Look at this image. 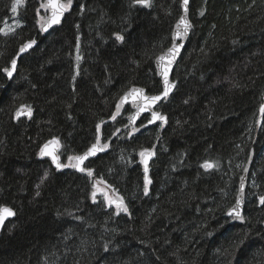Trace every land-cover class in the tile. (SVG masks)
<instances>
[{
  "label": "trees",
  "instance_id": "1",
  "mask_svg": "<svg viewBox=\"0 0 264 264\" xmlns=\"http://www.w3.org/2000/svg\"><path fill=\"white\" fill-rule=\"evenodd\" d=\"M44 1L23 0L22 25L5 35L15 0H0V209L15 213L0 264H264V0H191L178 87L157 109L167 126L123 131L87 163L94 179L40 152L56 140L67 165L126 126L132 109L116 110L127 90L161 93L154 62L171 46L182 0H71L47 36ZM31 41L10 81L4 70ZM23 108L30 120L16 118ZM252 149L242 225L226 214ZM95 181L128 211L94 200Z\"/></svg>",
  "mask_w": 264,
  "mask_h": 264
},
{
  "label": "water",
  "instance_id": "2",
  "mask_svg": "<svg viewBox=\"0 0 264 264\" xmlns=\"http://www.w3.org/2000/svg\"><path fill=\"white\" fill-rule=\"evenodd\" d=\"M48 2H49V0H46L44 2V9L48 11L49 15H48V18L45 19L42 22L43 25H41V32H42V34L44 36L49 35L53 29L61 27L63 25V22L65 20L66 15H67V13L69 11L68 7L65 5L63 0H57V3L59 5H64L65 7H64V10L62 11V14L60 15V22L59 23H52L49 26L48 22L52 19L53 9L50 6H47ZM190 3H191V0H188L187 5H185L184 4V0H182V3H181L182 14H181V17L179 18V20L174 25L173 30H172V35H171L172 45L163 54L159 55L156 58L155 62H154V66H155V69H156L157 77L162 83V92H163V89L165 87L164 76H163V73H164L165 70H167L168 82L170 84H174L175 87L171 89V91L169 92L167 97L162 98L161 100L156 101V102H153L151 100V97L159 96V95L162 94V92L160 94H157V95H150V94L147 93V91L145 89H143L141 87H133V88L129 89L122 96L121 101L119 103L118 110H117V112L119 113L123 108H125L127 106H130L132 111H133V113L128 117V125L126 127H124L122 130H126L128 128H133L134 129L136 124L138 122H140L144 118V116H146V115H150L149 121L143 127L139 128V129H136L137 132H141V131H143L145 129H148L150 127L156 126L158 124H161V125H164V126H166L168 124V117L166 115H163L161 112H158L156 110V108L163 101H168L170 99V97L173 95V93L175 92L176 88H177V81L173 80L174 71H175V68L178 65V63H179V61H180V59L182 57V54H183V52L185 50V47H186V45H187V43L189 41L192 29H193V25H192L191 20H190ZM182 18L186 19V21L191 25V27L189 28V30L187 32V35H181L178 38L177 35H176V33L178 31L177 25L180 23ZM44 27H47V31L44 30ZM181 28H183V25H181ZM117 36H120V35H117ZM117 36H116V39H117ZM118 41L120 43L123 42V40L122 41L118 40ZM27 44H29V43H27ZM27 44H25V45H27ZM36 45H37V43L35 42L34 44L31 45V47L25 48L24 51L20 50L17 58L15 59L16 60V68H15V70L12 72L11 77H9L8 74H7V76L10 79H12L13 76L15 75V73H16L19 58H21L24 55H26L29 52H31L36 47ZM24 46L22 48H24ZM161 57H163V59H161ZM169 61H171V63H169ZM132 89L142 90V92L135 93L134 94L135 98L133 97V95H129L128 96V100L122 103L123 97L128 95L132 91ZM28 111L29 110H25V109L20 110L19 111L20 115L17 116V117L18 118H24V117L31 118L32 114L29 117V115L27 114ZM153 113L157 114V118H155V119L153 118ZM160 116H163L166 119L165 120H161V119L158 118ZM121 131H119L117 133V135L120 134ZM111 142L112 141H109L108 143H104V144L99 142L97 144V149L98 150L96 151L95 155L88 156V158L86 160H84L80 164V167H83L84 169H86V171H83V172L80 171L78 167L73 166V165H75L77 163V161L74 160V159L70 160L67 165H63L62 167L57 168V166H56L57 162L61 164V162H60V147H59V144L47 143L49 145V147L46 150L47 152L52 153L55 156H57L58 157L57 161L54 162L52 160V158H51V155H41L40 154V156H41L42 159H49L52 162L53 166L56 169H58L59 171H61L63 169H65V170L72 169V170H74V171H76L78 173H82V174L88 175V172H87L88 169L85 167L86 164L89 161H91V160H93L95 158H98L99 156L104 154L107 151V149H108L109 145L111 144ZM101 148H102V150H100ZM83 154L76 155L74 157L81 156ZM152 157H153V154L151 156H149L147 154V152L145 153V156L142 157V163H143L144 169H145L144 161L147 160V168H149V164H150V161L152 160ZM253 158H254V151H252L250 160H249V162H248V164H247V166H246V168L244 170V173H243V175H242V177L240 179V183H239V186H238V192H237L235 204L227 212V216L229 218L233 219V223H238V224H242V225L245 224L244 211H245V207H246V191H247V187H248L249 174H250ZM88 176H90L92 178L94 175L92 173V175H88ZM146 177H147V181H148V170H147V173H146ZM238 203H239V213H240V217H242V219L237 217L235 215V213L233 215H231V216L228 215V213L230 211H232L234 208L237 207ZM13 218H14V215L5 217V219L3 221V224H0V236H1L2 230H3L4 226L6 225V223L9 220L13 219ZM263 226H264V224H263Z\"/></svg>",
  "mask_w": 264,
  "mask_h": 264
},
{
  "label": "snow or ice",
  "instance_id": "3",
  "mask_svg": "<svg viewBox=\"0 0 264 264\" xmlns=\"http://www.w3.org/2000/svg\"><path fill=\"white\" fill-rule=\"evenodd\" d=\"M70 2H71V0H69V3ZM136 2L137 3H140V4H143L145 6H148V4L150 3V0H136ZM187 3H188V0H184V4L187 5ZM22 4H23V0H15V2L12 4L11 11L13 13H17L18 7H20ZM47 6H50L53 9L52 19L48 22V25L50 26V24H52V23H59L60 22V15L62 14V11L64 10V7L65 6L64 5H59L57 3V0H49ZM201 14H203V13H201ZM181 25H183V28H181ZM190 27H191V25L186 21V19H183L182 18L181 21H180V23L177 25V29H178V31L176 33L177 37L179 38L181 35H187V32H188V30H189ZM44 30L47 31V27H44ZM5 34H7V33H5ZM117 39L120 40V41H122L123 40V37L122 36H117ZM34 43H35V41L29 42V44L25 45L24 48L21 49V51H24L25 48L31 47V45L34 44ZM161 59H163V57H161ZM169 63H171V61H169ZM15 68H16V60L13 59L11 61V70L5 69L4 71H6L7 74H8V76L11 77L12 72L15 70ZM163 76H164V84H165V87H164L163 92H162L161 95L151 97V100L153 102L159 101L162 98L167 97L168 94H169V92L171 91V89L175 87L174 84H170L168 82L167 70L164 71ZM137 92H142V90L132 89V91L128 95H126L125 97H123L122 103L128 100V96L129 95H133V97H134V94L137 93ZM260 111H261L262 114H264V106L261 107ZM27 114L29 115V117L31 116L30 109H29V111H28ZM19 115H20V113L18 112L17 113V116H19ZM153 118L154 119L157 118V114L156 113H153ZM158 118L161 119V120H165L166 119L163 116H160ZM49 143L50 144L51 143L58 144V141H51ZM98 143H99V141H97V144ZM97 144H93L92 147L87 152H85L83 155H81V156L70 157L69 158L70 160L74 159V160L77 161V163L75 165H73V166L78 167L79 170L82 171V172L83 171H86V169H84L83 167H80V164L84 160H86L88 158V156L95 155L96 151L98 150L97 149ZM48 147H49L48 144H46L44 146V148L41 150V155H51L52 160L54 162L57 161L58 160V157L57 156H55L54 154L49 153V152L46 151L48 149ZM100 150H102V148ZM146 152H147V154L149 156H151L153 154L151 151L145 150V152H141L140 153L141 157H144ZM144 164H145V173H147V170H148V168H147V160L144 161ZM56 166H57V168H60L63 165H61L60 163L57 162ZM212 166L213 165H211L210 163H205V164L202 165V167H204L205 169L211 168ZM87 172H88V175H92L91 170H87ZM146 182H148L147 181V177H146ZM145 194H147V188H145ZM93 199L95 200V193L93 194ZM260 202L262 204H264V198H261V201ZM117 208H119V205H117ZM123 211L127 212L128 210H127L126 207H124ZM234 213H235V215L237 217H239V218L242 219V217H240V213H239V203H238V205H237L236 208H234L232 211H230L228 213V215L231 216ZM12 215H15V213L11 209L6 208V207L0 209V224H3V221H4V219H5L6 216H12Z\"/></svg>",
  "mask_w": 264,
  "mask_h": 264
},
{
  "label": "bare ground",
  "instance_id": "4",
  "mask_svg": "<svg viewBox=\"0 0 264 264\" xmlns=\"http://www.w3.org/2000/svg\"><path fill=\"white\" fill-rule=\"evenodd\" d=\"M46 1V0H45ZM44 1V2H45ZM64 1V0H63ZM44 2H43V4H42V8H43V10L49 15V13H48V11L47 10H45L44 9ZM64 3H65V5L68 7V9H69V11H68V13L70 12V8H71V3H66L65 1H64ZM67 13V14H68ZM67 16V15H66ZM47 18H48V16H47ZM47 18H45V19H47ZM66 18V17H65ZM45 19H43L41 22H40V26H39V29H40V32H41V25H43V21L45 20ZM176 24V23H175ZM193 30V29H192ZM53 31V30H52ZM51 31V32H52ZM192 33V32H191ZM41 34H42V32H41ZM43 35V34H42ZM44 36V35H43ZM116 39V38H115ZM190 39V38H189ZM117 40V39H116ZM172 40V39H171ZM118 41V40H117ZM124 41V40H123ZM36 42V41H35ZM119 42V41H118ZM189 42V41H188ZM29 43V42H28ZM37 43V42H36ZM120 43V42H119ZM123 43V42H122ZM27 44V43H26ZM188 44V43H187ZM171 45H172V43H171ZM37 46V45H36ZM187 46V45H186ZM23 47V46H22ZM21 47V48H22ZM186 48V47H185ZM21 50V49H20ZM20 52V51H19ZM19 54V53H18ZM18 54H17V56H18ZM27 55V54H26ZM17 56L15 57V59L17 58ZM25 56V55H24ZM23 56V57H24ZM22 58V57H21ZM21 58H19V60H18V65H19V61L21 60ZM18 65H17V70H18ZM177 67V66H176ZM11 69V66H10V68L8 69V70H10ZM176 69V68H175ZM17 70H16V73H15V75L13 76V78L12 79H10L8 76H7V72H6V77L11 81V80H13L14 78H15V76H16V74H17ZM175 72V71H174ZM177 87H178V82H177ZM133 88V87H132ZM131 89V88H130ZM177 89V88H176ZM128 91V90H127ZM126 91V92H127ZM176 91V90H175ZM162 92V91H161ZM175 93V92H174ZM173 93V94H174ZM160 94V93H159ZM157 95V94H156ZM173 96V95H172ZM171 96V97H172ZM171 97H170V99H171ZM169 99V100H170ZM168 100V101H169ZM121 101V100H120ZM168 101H163V102H168ZM162 102V103H163ZM120 103V102H119ZM161 103V104H162ZM160 104V105H161ZM159 105V106H160ZM158 106V107H159ZM118 107H119V104H118ZM118 107H117V110H118ZM128 107V106H127ZM130 107V106H129ZM158 107L156 108V110L158 109ZM126 108V107H125ZM125 108H123V109H125ZM131 108V107H130ZM23 109H25V110H29L28 108L26 109V108H23ZM122 109V110H123ZM20 110H22V109H20ZM19 110V111H20ZM117 110H116V115H118L119 113H121V111L118 113L117 112ZM18 111V112H19ZM31 111V110H30ZM158 111V110H157ZM17 112V113H18ZM158 112H160V111H158ZM17 113H16V118L17 119H20V118H18L17 117ZM132 113H133V111H132ZM131 113V114H132ZM31 114H32V116H33V113H32V111H31ZM131 114H129L128 115V117L131 115ZM163 114V113H162ZM164 115V114H163ZM32 116H31V118H32ZM148 116V120L145 122V123H143V124H141V122L143 121V119L145 118V117H147ZM128 117H127V124H126V126L128 125ZM24 118H27V117H24ZM31 118H27V119H31ZM144 118L140 121V122H138L137 124H136V126H135V128L133 129V128H128V129H126V130H122L124 127H126V126H124L123 128H121L120 130H118L116 133H115V135L113 136V138L110 140V141H112L113 142V140L117 137V136H119L123 131H127V130H132V131H134L135 133H141V132H143V131H141V132H137L136 131V129H139V128H141V127H143L148 121H149V119H150V115H146V116H144ZM141 124V125H140ZM156 126H164V125H161V124H158V125H156ZM156 126H153V127H156ZM167 126V125H166ZM153 127H150V128H153ZM150 128H148V129H150ZM122 130V131H121ZM145 130H147V129H145ZM119 131H121L120 132V134H118L117 135V133L119 132ZM53 141H56V140H53ZM51 142V141H50ZM109 142V141H108ZM107 142V143H108ZM111 142V143H112ZM58 144H59V142H58ZM111 145V144H110ZM110 145H109V147H110ZM59 147H60V144H59ZM108 147V148H109ZM90 149V148H89ZM252 151H254V149H252ZM86 152V151H85ZM152 153H153V157H154V152L153 151H151ZM252 153V152H251ZM40 154H41V152H40ZM255 154V153H254ZM153 157H152V159H153ZM250 157H251V155H250ZM40 158H41V156H40ZM42 159V158H41ZM96 159V158H95ZM140 159H141V163H142V157H140ZM250 160V159H249ZM152 161V160H151ZM151 161H150V164H151ZM253 161H254V158H253ZM90 162V161H89ZM253 163V162H252ZM150 164H149V168H150ZM248 164V163H247ZM142 166H143V163H142ZM247 166V165H246ZM251 167H252V165H251ZM149 168H148V182L147 183H149ZM246 168V167H245ZM143 169H144V167H143ZM205 169V168H204ZM206 171H208V170H210V168L209 169H205ZM245 170V169H244ZM92 172V171H91ZM144 172H145V169H144ZM250 172H251V170H250ZM93 173V172H92ZM243 173H244V171H243ZM243 173H242V175H243ZM80 174H82V173H80ZM82 175H86V174H82ZM94 175V174H93ZM242 175H241V177H242ZM86 176H88V175H86ZM89 178H91L90 176H88ZM145 177H146V173H145ZM241 177H240V179H241ZM249 177H250V174H249ZM91 179H94V176L91 178ZM250 179V178H249ZM239 183H240V180H239ZM238 186H239V184H238ZM248 186H249V182H248ZM247 190H248V187H247ZM237 192H238V190H237ZM236 201V200H235ZM246 201H247V191H246ZM113 205V207H117V205H119V207H122V208H124L125 207V203H124V201L121 199V197H119V196H115V202L112 204ZM8 208V207H7ZM11 209V208H10ZM228 212V211H227ZM245 212V211H244ZM226 216H227V214H226ZM228 217V216H227ZM232 219V218H231ZM232 222H233V219H232ZM238 224V223H237ZM244 225V224H243Z\"/></svg>",
  "mask_w": 264,
  "mask_h": 264
},
{
  "label": "rangeland",
  "instance_id": "5",
  "mask_svg": "<svg viewBox=\"0 0 264 264\" xmlns=\"http://www.w3.org/2000/svg\"><path fill=\"white\" fill-rule=\"evenodd\" d=\"M19 9V7H18ZM48 14L46 13L44 16H42L43 19L47 18ZM22 25L19 17H18V11L17 13H13V17L7 21L5 24V27L3 29L2 33L12 34L14 33L20 26ZM141 157V155H140ZM252 185V187L255 186V182L251 181L249 185ZM96 198H101L106 204L111 205L113 207V203L115 202V196H117L109 187H107L104 183L95 181L94 182V190ZM121 210L124 208L119 207Z\"/></svg>",
  "mask_w": 264,
  "mask_h": 264
},
{
  "label": "flooded vegetation",
  "instance_id": "6",
  "mask_svg": "<svg viewBox=\"0 0 264 264\" xmlns=\"http://www.w3.org/2000/svg\"><path fill=\"white\" fill-rule=\"evenodd\" d=\"M87 165V164H86Z\"/></svg>",
  "mask_w": 264,
  "mask_h": 264
}]
</instances>
